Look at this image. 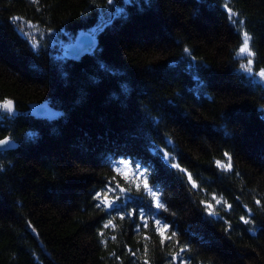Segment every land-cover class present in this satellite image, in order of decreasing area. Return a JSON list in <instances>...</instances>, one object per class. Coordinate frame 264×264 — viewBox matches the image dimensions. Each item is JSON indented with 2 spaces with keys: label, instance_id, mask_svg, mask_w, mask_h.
Listing matches in <instances>:
<instances>
[{
  "label": "trees",
  "instance_id": "trees-1",
  "mask_svg": "<svg viewBox=\"0 0 264 264\" xmlns=\"http://www.w3.org/2000/svg\"><path fill=\"white\" fill-rule=\"evenodd\" d=\"M81 30L95 45L66 54ZM261 69L264 0H0V264H170L183 245L190 264H264ZM157 219L176 233L164 245Z\"/></svg>",
  "mask_w": 264,
  "mask_h": 264
},
{
  "label": "snow or ice",
  "instance_id": "snow-or-ice-1",
  "mask_svg": "<svg viewBox=\"0 0 264 264\" xmlns=\"http://www.w3.org/2000/svg\"><path fill=\"white\" fill-rule=\"evenodd\" d=\"M33 2H35V0H33ZM108 2L111 4L113 2V0H108ZM225 8L229 13V20L234 23L237 24L238 26H240V30L243 32V39H242V45L239 47L236 55L238 57H247V63L246 64H241V68L249 73L252 74L253 73V59L252 57L255 55V53L251 50L250 48V41H251V37L249 36V34L247 32L243 31V25H244V20L243 19H239L236 20L234 19L235 17L238 16V13L233 11L231 8H229L227 6V3H225ZM14 22L16 20H18L19 18L13 17L11 18ZM29 27L33 28V30L35 29L34 25L29 24ZM20 31L22 32V34L27 35L26 33H23V28H20ZM35 38H33L34 40ZM32 47L35 48L36 44L32 43ZM188 49H185V52H187ZM255 75L259 76L260 79L262 81H264V69H261L259 72L255 73ZM0 108H3L4 110H6L7 112L11 113L13 111V103L10 100H6L3 102L2 105H0ZM0 146H11L10 145V141L8 138L2 139L0 140ZM225 156L228 157V162L227 163H223L221 161H216V165L218 168H221L224 171H230L232 168L231 165V157L229 156L228 153H225ZM165 161L167 162L169 160V154L165 153L164 157ZM174 159V158H173ZM119 165L123 168H131V164L127 161L121 160L119 161ZM172 167L174 168H179L178 164H171ZM141 165L136 162L135 163V168L132 169L133 171V175L136 179H140L142 182V186L144 188L145 191H147L149 193V195L152 197V200L155 202V207L156 208H164L165 206L160 202L159 200V196H158V188H156L155 186H150L148 183V171L147 169H144L143 171H141ZM116 172L118 174H120V167L115 169ZM180 171L182 172H186V170L184 169H180ZM188 176V181L189 183L192 184V188H198L199 186L197 185V183L193 180L192 175L190 173H186ZM115 179V178H114ZM125 179H127V177H125ZM141 185L137 184V188H139ZM117 187L119 188V185H117ZM114 189H108V191H113ZM121 192L125 191V189L121 188L120 189ZM96 199L100 200V203L97 204V207H101L102 205L104 207H112V203L107 199V195L105 194V197L103 199H101V193H96V196L94 197ZM212 199L215 201V203L217 205L223 204L224 207L230 209L231 205L227 203V201H223V198H217L216 196H213ZM201 203L205 204V208L208 212V214L210 216H218V213L216 211V209L214 208L212 203H206L205 201H201ZM256 204L260 205L261 202L259 200H256ZM166 210V209H165ZM250 212V210H249ZM129 215H131V213H129ZM141 217L142 219L144 218V213L143 211H141ZM123 218V217H122ZM241 220L243 221V223L245 224H249L252 223L250 218H246L245 216H241ZM155 225H156V231L159 233L161 240H160V244L164 245L165 241H171L174 239V237L176 236L175 232H172L171 235H167L168 232V228L169 226L167 224H163L160 220H155ZM144 227H148V222L146 219H144V223H143ZM105 228L108 227H114V225L112 224V221L109 220L105 225ZM139 227V226H138ZM101 235H103V233H101ZM113 239H115V237H113ZM145 239H148V237H145ZM177 244H179V242H176ZM188 250V246L187 245H183L180 246V251L178 253H173L172 254V260L170 261V264H176V262L179 260V264H190V261H186L184 260V258L182 257V253L186 252ZM145 251L147 252V248H145ZM144 264H149V262L147 260H145Z\"/></svg>",
  "mask_w": 264,
  "mask_h": 264
},
{
  "label": "water",
  "instance_id": "water-1",
  "mask_svg": "<svg viewBox=\"0 0 264 264\" xmlns=\"http://www.w3.org/2000/svg\"><path fill=\"white\" fill-rule=\"evenodd\" d=\"M89 40V41H88ZM85 41H88L85 46L82 48V50L80 49L82 44L85 42ZM96 42V37H95V34L93 33H89V31H86V30H81L79 31L74 39L70 42H68L66 45H65V53L68 54V55H71V56H80L81 54H83L86 49H90V47L92 45H94ZM87 46V47H86ZM86 47V48H85ZM85 48V49H84ZM32 107L33 108H39V110H42V111H45L48 109L49 113H51V115H54V113H52V109L50 107H48L46 105V103H34L32 104Z\"/></svg>",
  "mask_w": 264,
  "mask_h": 264
},
{
  "label": "rangeland",
  "instance_id": "rangeland-1",
  "mask_svg": "<svg viewBox=\"0 0 264 264\" xmlns=\"http://www.w3.org/2000/svg\"><path fill=\"white\" fill-rule=\"evenodd\" d=\"M98 26H99V25H98ZM93 30H94V29H93ZM93 30H92V31H89V33H90V34H91V33L93 34V32H94ZM86 31H87V30H86ZM88 41H89V40H88ZM88 41H85V42L82 44V46H81V48H80L81 50H82V48L85 46V44H86ZM94 45H95V44H94ZM94 45H92V46L90 47V49H86V51H85L84 53L90 51V50L93 48ZM64 47H65V46H64ZM86 47H87V46H86ZM86 47H85V48H86ZM85 48H84V49H85ZM64 49H65V48H64Z\"/></svg>",
  "mask_w": 264,
  "mask_h": 264
},
{
  "label": "bare ground",
  "instance_id": "bare-ground-1",
  "mask_svg": "<svg viewBox=\"0 0 264 264\" xmlns=\"http://www.w3.org/2000/svg\"><path fill=\"white\" fill-rule=\"evenodd\" d=\"M15 105V104H14ZM15 113V112H14ZM3 137V136H2ZM150 202V201H149Z\"/></svg>",
  "mask_w": 264,
  "mask_h": 264
}]
</instances>
